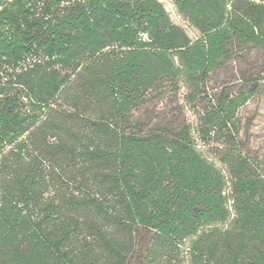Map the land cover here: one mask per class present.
<instances>
[{
	"label": "trees",
	"instance_id": "16d2710c",
	"mask_svg": "<svg viewBox=\"0 0 264 264\" xmlns=\"http://www.w3.org/2000/svg\"><path fill=\"white\" fill-rule=\"evenodd\" d=\"M170 1L194 39L158 0H0V264H264L255 87L211 83L264 51V0Z\"/></svg>",
	"mask_w": 264,
	"mask_h": 264
},
{
	"label": "rangeland",
	"instance_id": "374dc122",
	"mask_svg": "<svg viewBox=\"0 0 264 264\" xmlns=\"http://www.w3.org/2000/svg\"><path fill=\"white\" fill-rule=\"evenodd\" d=\"M167 12L170 20L174 25L181 28L190 39L197 36L196 31L191 28L178 14L170 0H158ZM264 60V51L256 50L246 55L244 59L236 62L228 63L223 69L211 76V83L215 88L213 91H220L219 86L227 82L231 85L230 92L237 90H249L255 87L252 97L242 106L237 112L239 123V134L237 141L242 152L249 158L257 160L258 162L264 161V74L261 72V63ZM241 77L244 79L249 78V82H242L237 84V80ZM186 94L185 88H180L177 99L179 104L183 105V97ZM174 101L164 99L159 103L150 104L146 111H139L134 114V121H142L145 124L149 121L151 114L170 111L174 107ZM186 120L193 127L196 124V117L193 111H186ZM152 123H155L152 121ZM198 150L205 156L214 160L217 167H221L217 158L211 154V148L202 143Z\"/></svg>",
	"mask_w": 264,
	"mask_h": 264
}]
</instances>
